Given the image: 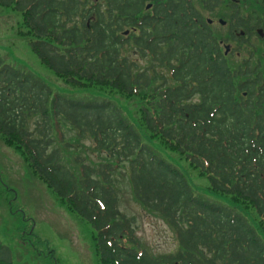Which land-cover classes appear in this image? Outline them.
I'll return each mask as SVG.
<instances>
[{"label": "trees", "instance_id": "trees-1", "mask_svg": "<svg viewBox=\"0 0 264 264\" xmlns=\"http://www.w3.org/2000/svg\"><path fill=\"white\" fill-rule=\"evenodd\" d=\"M0 7L19 15L16 36L39 60L85 92L55 91L0 52V135L91 224L97 264H264V48L241 47L243 35L234 51L250 55H225L188 0ZM140 130L233 207L198 193ZM120 176L173 230L175 251L153 255L142 245L120 206ZM0 264H14L1 241Z\"/></svg>", "mask_w": 264, "mask_h": 264}, {"label": "rangeland", "instance_id": "rangeland-1", "mask_svg": "<svg viewBox=\"0 0 264 264\" xmlns=\"http://www.w3.org/2000/svg\"><path fill=\"white\" fill-rule=\"evenodd\" d=\"M247 6L249 10L264 8L258 7L255 0H249ZM198 9L205 19L207 15L210 16L205 9ZM19 19L16 12L0 7V52L3 57L26 66L55 91L78 96L84 94V91L73 89L58 78L39 60L28 42L16 36ZM210 27L213 30L215 26ZM215 29L218 36H224L222 28ZM256 43L264 48V41ZM140 132L148 144L160 150V156L176 164L185 173L198 193L233 207L227 197L212 192L208 180L190 169L187 161L179 160L175 154L164 150L159 143L152 142L144 132ZM119 181L121 209L127 216L134 217L136 234L142 245L153 255L175 251L177 241L173 230L161 217L146 210L135 200L127 178L120 176ZM244 216L252 224L255 223L250 211ZM94 233L91 224L69 211L52 190L31 173L20 153L6 145L0 135V241L10 249L14 264H97Z\"/></svg>", "mask_w": 264, "mask_h": 264}, {"label": "flooded vegetation", "instance_id": "flooded-vegetation-1", "mask_svg": "<svg viewBox=\"0 0 264 264\" xmlns=\"http://www.w3.org/2000/svg\"><path fill=\"white\" fill-rule=\"evenodd\" d=\"M190 1V0H189ZM196 3L197 11L203 20L210 25L222 28L224 36H218L216 34L215 27L211 28V31L215 33L218 40L221 42V48L223 51L226 49V45L230 44V51L237 48L236 44L241 38V35L246 37L251 33L250 37L244 39L241 47L251 48L253 43L257 41H264V8L255 10L254 8L246 9L249 0H193ZM258 3V7H264V0H255V4ZM205 9L210 13L207 15V19L203 17L200 9ZM257 13V15H255ZM216 24V25H215ZM245 26V27H243ZM251 37L253 38L251 40ZM237 55H241L240 52L235 51ZM264 78V75L262 76Z\"/></svg>", "mask_w": 264, "mask_h": 264}, {"label": "water", "instance_id": "water-1", "mask_svg": "<svg viewBox=\"0 0 264 264\" xmlns=\"http://www.w3.org/2000/svg\"><path fill=\"white\" fill-rule=\"evenodd\" d=\"M148 7H151V4H149ZM126 33H128V31Z\"/></svg>", "mask_w": 264, "mask_h": 264}]
</instances>
